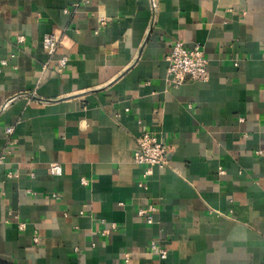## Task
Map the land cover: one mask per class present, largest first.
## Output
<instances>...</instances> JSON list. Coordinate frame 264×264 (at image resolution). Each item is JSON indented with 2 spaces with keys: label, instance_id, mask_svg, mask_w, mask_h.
Returning <instances> with one entry per match:
<instances>
[{
  "label": "crops",
  "instance_id": "0c3cea01",
  "mask_svg": "<svg viewBox=\"0 0 264 264\" xmlns=\"http://www.w3.org/2000/svg\"><path fill=\"white\" fill-rule=\"evenodd\" d=\"M152 16L151 0H0V151L16 138L0 264H264V0H157ZM47 32L63 35L51 58ZM176 40L204 49L207 80L169 85ZM143 131L170 149L149 176Z\"/></svg>",
  "mask_w": 264,
  "mask_h": 264
},
{
  "label": "built area",
  "instance_id": "2783aa9c",
  "mask_svg": "<svg viewBox=\"0 0 264 264\" xmlns=\"http://www.w3.org/2000/svg\"><path fill=\"white\" fill-rule=\"evenodd\" d=\"M79 3H74L72 8H65L66 12H74ZM151 11L153 13L151 19V25L156 21L155 13L157 12V0H151ZM104 19L100 21L104 24ZM62 34L56 32H47L43 36V47L49 58H51L62 41ZM19 40H23V36H18ZM167 65V81L171 87H178L185 83L187 80L193 81H205L209 78V60L205 54L204 49L199 44L193 46H187L185 42L176 40L171 44L170 51L166 56ZM67 62V57L62 56L59 59L60 70ZM2 63H5L4 60ZM49 61H46L44 66L47 67ZM58 70V71H59ZM137 147L134 152V161L137 164L145 165L146 169L144 176H149L152 172V167L157 166L163 168L169 163V145L159 140L154 134L143 131L137 136L136 139ZM16 138L14 136V128L7 126L5 128V146L0 151V164L4 163L10 154L11 148L15 145ZM50 171L52 173H59L61 166L57 163L50 165ZM8 172V175H11ZM84 180V179H83ZM85 181V180H84ZM141 184V183H139ZM156 207L152 204L146 205L145 207L139 208V215L142 216L147 223H153V211ZM24 226V224H20ZM150 246L152 251L156 252L160 258H165L167 250L160 246L155 240H151Z\"/></svg>",
  "mask_w": 264,
  "mask_h": 264
}]
</instances>
